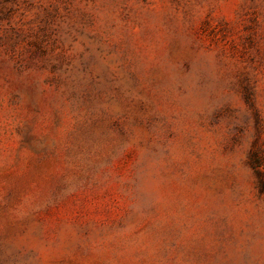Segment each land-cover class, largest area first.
Masks as SVG:
<instances>
[{
  "label": "rangeland",
  "instance_id": "obj_1",
  "mask_svg": "<svg viewBox=\"0 0 264 264\" xmlns=\"http://www.w3.org/2000/svg\"><path fill=\"white\" fill-rule=\"evenodd\" d=\"M264 0H0V264H264Z\"/></svg>",
  "mask_w": 264,
  "mask_h": 264
},
{
  "label": "trees",
  "instance_id": "obj_2",
  "mask_svg": "<svg viewBox=\"0 0 264 264\" xmlns=\"http://www.w3.org/2000/svg\"><path fill=\"white\" fill-rule=\"evenodd\" d=\"M258 175H259V173H258ZM259 182H260L261 187L264 186V181H263V178L261 175H259Z\"/></svg>",
  "mask_w": 264,
  "mask_h": 264
}]
</instances>
